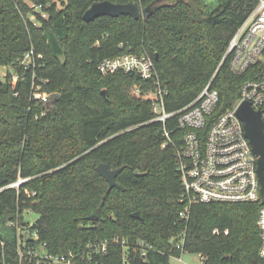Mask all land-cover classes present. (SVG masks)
<instances>
[{
	"label": "trees",
	"instance_id": "trees-1",
	"mask_svg": "<svg viewBox=\"0 0 264 264\" xmlns=\"http://www.w3.org/2000/svg\"><path fill=\"white\" fill-rule=\"evenodd\" d=\"M95 1L0 0V65L8 71L0 77V264H22L20 245L44 243L70 264H170L182 252L201 254L203 264H264L258 226L264 201L197 203L180 218L174 149L162 147L163 124L152 121V98L144 94L156 84L97 68L106 57L150 55L168 111L192 103L213 78L217 116L253 75L234 73L226 53L260 0H220L214 7L206 0H134L152 9L148 18L86 21ZM33 84L58 95L49 104L37 101ZM104 88L122 91V100ZM170 125L174 137L185 132ZM101 162L124 167L117 176L122 188L107 192ZM20 178L27 180L11 185ZM24 210L38 218L29 222ZM94 212L97 218L88 219Z\"/></svg>",
	"mask_w": 264,
	"mask_h": 264
},
{
	"label": "built area",
	"instance_id": "built-area-1",
	"mask_svg": "<svg viewBox=\"0 0 264 264\" xmlns=\"http://www.w3.org/2000/svg\"><path fill=\"white\" fill-rule=\"evenodd\" d=\"M44 7V4H38L35 9L47 17ZM226 55L230 56L234 73L243 74L250 69L253 75L242 84L241 94L235 104L217 116L215 113L221 97L213 84V78L192 103L178 111H168L165 105L166 91L161 86L155 62L150 55L124 53L103 58L97 64L103 75L133 73L156 84L154 91L144 93L140 87H136V92L152 98V121L163 124L165 139L162 147L174 149L182 186L179 200L183 208L179 216L185 220L189 217L191 206L197 203L264 201L261 191L263 185L258 173L259 156L245 135L244 122L236 113L243 101H249L255 110L261 111L264 121V0L259 1L238 28L230 40ZM28 59L29 55L23 63H29ZM5 76L0 75L1 78ZM14 78L18 79V75H14ZM40 88L33 84L32 98L44 104L52 102L53 94ZM170 123L185 132L174 137ZM26 180L20 178L11 185L19 187ZM258 226L261 235L259 254L264 257V205L259 209ZM213 232L218 234L221 230L215 228ZM224 233L229 234V230L226 229ZM35 238L38 236L35 235ZM46 246V243L39 246L20 245L19 257L22 262L38 264L70 261L64 255L50 252Z\"/></svg>",
	"mask_w": 264,
	"mask_h": 264
},
{
	"label": "water",
	"instance_id": "water-1",
	"mask_svg": "<svg viewBox=\"0 0 264 264\" xmlns=\"http://www.w3.org/2000/svg\"><path fill=\"white\" fill-rule=\"evenodd\" d=\"M152 13L150 7H141L134 0L126 3L114 2L111 0H98L92 3V5L85 11L84 19L86 21H93L96 18L109 15L112 17H118L120 15H132L135 18H146ZM102 93L105 95L106 90ZM57 93L53 94V98L57 97ZM238 117L244 122L245 135L250 140L254 152L259 156L258 161V173L262 183V196L264 197V121L261 116L260 110H255L249 101H243L237 111ZM124 169L123 166L118 168H111L108 163L101 162L97 166V171L108 182L107 192L109 193L114 187L122 188V184L117 181V176ZM137 175H142L137 169L135 171ZM106 196H104V199ZM139 215V212L136 213ZM97 218L96 213L88 216V219L95 220Z\"/></svg>",
	"mask_w": 264,
	"mask_h": 264
},
{
	"label": "rangeland",
	"instance_id": "rangeland-1",
	"mask_svg": "<svg viewBox=\"0 0 264 264\" xmlns=\"http://www.w3.org/2000/svg\"><path fill=\"white\" fill-rule=\"evenodd\" d=\"M207 3H209V5L211 7L216 6L220 0H206ZM12 74L16 75L14 69H12ZM0 75H7V69L3 66L0 65ZM108 94L109 97L113 98V96L115 95L117 97V100H122V91L113 94L114 92L109 91L107 88H104ZM103 96V94H100ZM96 100H98L99 102L103 101V98L101 96H95L94 97ZM91 102H95V100H92L90 98ZM105 189L107 188L104 187ZM24 218L26 220H29V222H33L34 220H36L38 218V214L36 213H28V211L24 210ZM95 213V212H94ZM21 260V259H20ZM22 262V261H21ZM22 264H38L35 262H29V261H23ZM52 264H70L69 262H64V263H52ZM170 264H203V258L201 256V254L199 253H194V252H182L181 256H172L171 260H170Z\"/></svg>",
	"mask_w": 264,
	"mask_h": 264
}]
</instances>
